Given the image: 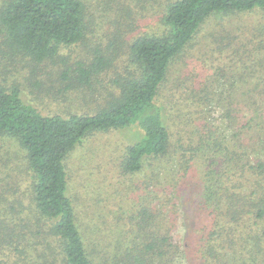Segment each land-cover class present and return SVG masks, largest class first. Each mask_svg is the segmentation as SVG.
<instances>
[{
    "label": "rangeland",
    "instance_id": "374dc122",
    "mask_svg": "<svg viewBox=\"0 0 264 264\" xmlns=\"http://www.w3.org/2000/svg\"><path fill=\"white\" fill-rule=\"evenodd\" d=\"M83 1L92 20L90 32L84 42L61 48L60 58L85 60L86 67L94 60L96 50L111 53L110 66L91 78V87L64 92L59 80L55 86L41 90L33 86L35 65L29 59L0 58V82L20 83L25 89L23 97L31 102L33 98L44 114H92L106 106L118 90L112 80L118 74L127 75L137 69L130 59V42L139 35L157 31L166 0ZM55 69L58 68L46 67L57 78V74L51 73ZM158 101L166 109L170 148L163 157L147 159L141 171L130 173L123 169L128 147L141 136L136 124L90 133L68 155L67 194L75 202L82 227L88 229L86 239L91 245L114 243L130 231L128 228L138 231V215L150 207L157 222L167 217L170 221L172 240L179 246L174 264L230 263L232 251L246 249L248 237L257 230L262 232V228L250 224L245 231L237 229V222L232 220L233 210L230 212L228 206L224 211L217 205L206 208V179L212 176L213 192L224 197L223 201L232 198L235 206V194L247 190H241L243 185L234 186L241 174L237 168L224 177L223 161L238 151L245 156L246 168L259 161L264 163V11L210 18L173 62ZM3 143L17 153L16 146L0 140V145ZM22 161L25 162L21 156H16L12 168ZM14 179L17 186L20 180ZM27 183L20 185L25 187ZM2 188L9 190L7 186ZM15 200L18 204L24 201L26 207L18 223H28L19 222L21 217L35 220L27 194H3L0 190V228L5 227L1 222L5 217L2 204L10 208ZM8 211L5 221L10 219ZM227 216H231L232 222ZM215 231H221L222 241ZM3 239L7 240L3 243L6 250L16 243L11 235H1L0 240ZM218 241L223 242V247ZM209 246L220 252L218 259L209 254Z\"/></svg>",
    "mask_w": 264,
    "mask_h": 264
},
{
    "label": "trees",
    "instance_id": "16d2710c",
    "mask_svg": "<svg viewBox=\"0 0 264 264\" xmlns=\"http://www.w3.org/2000/svg\"><path fill=\"white\" fill-rule=\"evenodd\" d=\"M254 10L264 11V0H166L157 31L130 42V59L137 69L127 75L118 74L112 80L118 90L106 106L92 114H44L33 98L31 102L23 97L25 89L20 83L0 82V140L17 150L15 153L8 144L0 145V190L3 194H27L32 217L37 220L35 223L21 217L19 222L28 223H18L26 209L22 200L19 204L15 200L10 208L2 204L5 217L1 222L5 227L0 229L5 232L0 236L11 235L16 243L6 250L3 243L7 240H0V264H174L179 246L172 240L170 221L167 217L157 222L150 207L138 215V231L125 229L122 238L104 246L102 242L89 244L88 229L82 227L75 202L67 194L70 178L66 160L90 133L126 129L134 124L141 136L128 147L123 169L136 173L145 167L147 159L165 156L171 131L165 106L158 99L173 62L210 18ZM88 14L83 0H0V58L29 59L35 65L33 86L41 90L59 80L64 92L91 87V78L108 67L111 53L94 49V60L86 67L85 60L60 58L61 48L85 41L92 26ZM49 66L58 68L51 72L57 78L47 72ZM233 154L223 161L224 177L237 168L241 174L234 186L243 185L241 190L247 191L235 194L230 187L223 188L238 196L234 206L232 198L223 201L224 197L213 192L212 176H207L204 204L206 208L217 205L222 211L228 206L237 229L245 231L250 224L262 228V232L257 230L248 237L246 249L232 251V261L227 264H233V260L234 264H264V163L259 161L246 168L245 156L238 151ZM16 156L25 162L12 168ZM14 177L20 180L17 186ZM26 181L27 185L21 187L20 182ZM7 210L9 221H5ZM226 219L230 221L231 216ZM213 233L220 239L221 231ZM219 243L223 247V242ZM209 248V254L218 259L220 252L213 246Z\"/></svg>",
    "mask_w": 264,
    "mask_h": 264
}]
</instances>
